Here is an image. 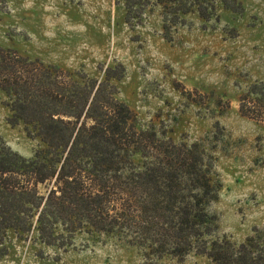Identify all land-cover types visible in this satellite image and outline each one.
<instances>
[{
	"label": "trees",
	"instance_id": "16d2710c",
	"mask_svg": "<svg viewBox=\"0 0 264 264\" xmlns=\"http://www.w3.org/2000/svg\"><path fill=\"white\" fill-rule=\"evenodd\" d=\"M221 1L241 9L237 0ZM123 2L130 20L150 0ZM156 2L168 41L194 7L203 19L215 15L213 0ZM124 72L116 62L91 75L0 46L8 122H22L43 143L25 156L0 141V231L36 232L41 241L62 245L80 230L114 235L142 249L141 264H166L165 257L184 264L192 251L206 255L208 264H264V239L249 235L235 243L216 236L211 205L220 185L212 152L198 141L176 142L139 127L118 97L115 80ZM248 94L240 111L262 116L264 83H252Z\"/></svg>",
	"mask_w": 264,
	"mask_h": 264
},
{
	"label": "rangeland",
	"instance_id": "374dc122",
	"mask_svg": "<svg viewBox=\"0 0 264 264\" xmlns=\"http://www.w3.org/2000/svg\"><path fill=\"white\" fill-rule=\"evenodd\" d=\"M237 2L241 9L233 11L213 0L209 19L194 7L168 41L156 0L130 20L123 0H0V46L91 75L122 63L118 97L139 127L176 142L198 141L212 152L220 185L211 205L216 236L235 243L249 235L264 239V110L257 118L240 111L251 84L264 83V0ZM4 99L0 92V141L31 156L43 143L22 122H8ZM141 262V248L92 230L77 231L65 245L47 244L36 232L0 231V264ZM208 263L195 251L184 258V264Z\"/></svg>",
	"mask_w": 264,
	"mask_h": 264
}]
</instances>
